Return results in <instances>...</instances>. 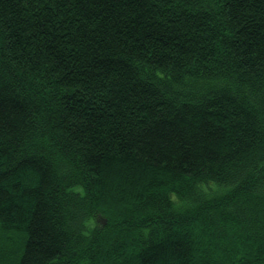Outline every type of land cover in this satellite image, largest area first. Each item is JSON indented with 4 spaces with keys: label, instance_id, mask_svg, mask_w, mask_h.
<instances>
[{
    "label": "trees",
    "instance_id": "obj_1",
    "mask_svg": "<svg viewBox=\"0 0 264 264\" xmlns=\"http://www.w3.org/2000/svg\"><path fill=\"white\" fill-rule=\"evenodd\" d=\"M0 264H264V0H0Z\"/></svg>",
    "mask_w": 264,
    "mask_h": 264
}]
</instances>
